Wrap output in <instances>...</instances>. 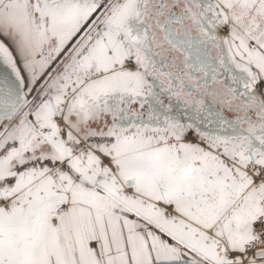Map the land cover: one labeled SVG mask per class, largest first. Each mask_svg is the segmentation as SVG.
Listing matches in <instances>:
<instances>
[{
	"label": "snow or ice",
	"instance_id": "snow-or-ice-1",
	"mask_svg": "<svg viewBox=\"0 0 264 264\" xmlns=\"http://www.w3.org/2000/svg\"><path fill=\"white\" fill-rule=\"evenodd\" d=\"M0 264H264V0H0Z\"/></svg>",
	"mask_w": 264,
	"mask_h": 264
}]
</instances>
